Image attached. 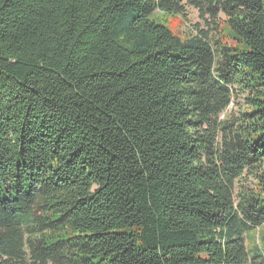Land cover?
I'll return each mask as SVG.
<instances>
[{"label": "trees", "instance_id": "1", "mask_svg": "<svg viewBox=\"0 0 264 264\" xmlns=\"http://www.w3.org/2000/svg\"><path fill=\"white\" fill-rule=\"evenodd\" d=\"M0 264H264V0H0Z\"/></svg>", "mask_w": 264, "mask_h": 264}, {"label": "rangeland", "instance_id": "2", "mask_svg": "<svg viewBox=\"0 0 264 264\" xmlns=\"http://www.w3.org/2000/svg\"><path fill=\"white\" fill-rule=\"evenodd\" d=\"M222 18V16H220ZM163 24L168 27L173 33L179 35L182 39L186 37L189 33H196L197 29L205 30L206 24L198 17L197 12L192 8H187L185 19L180 16H163ZM235 87L233 88L234 98L237 99L238 102L242 101V93L237 91L236 93ZM236 105L232 103L230 107L226 110V113H230L232 109H236ZM262 228L259 230L256 229L251 231L247 235V247L248 249L253 248V246L257 243V235L258 231L261 232Z\"/></svg>", "mask_w": 264, "mask_h": 264}]
</instances>
